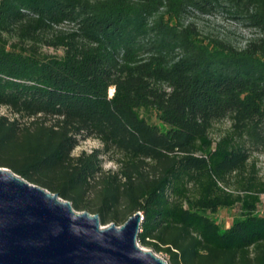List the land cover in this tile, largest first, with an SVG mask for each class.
<instances>
[{
	"label": "trees",
	"instance_id": "16d2710c",
	"mask_svg": "<svg viewBox=\"0 0 264 264\" xmlns=\"http://www.w3.org/2000/svg\"><path fill=\"white\" fill-rule=\"evenodd\" d=\"M192 11L257 36L204 35ZM0 107V165L102 224L141 211L169 264H264V0H0ZM87 138L102 147L75 155Z\"/></svg>",
	"mask_w": 264,
	"mask_h": 264
},
{
	"label": "water",
	"instance_id": "95a60500",
	"mask_svg": "<svg viewBox=\"0 0 264 264\" xmlns=\"http://www.w3.org/2000/svg\"><path fill=\"white\" fill-rule=\"evenodd\" d=\"M143 218L137 211L121 225L102 224L98 213L0 165V264H169L139 246Z\"/></svg>",
	"mask_w": 264,
	"mask_h": 264
},
{
	"label": "rangeland",
	"instance_id": "374dc122",
	"mask_svg": "<svg viewBox=\"0 0 264 264\" xmlns=\"http://www.w3.org/2000/svg\"><path fill=\"white\" fill-rule=\"evenodd\" d=\"M188 21L194 22L198 25L200 30L204 35L208 36H220L227 38L236 46H245L249 40L257 36L255 31L243 24L233 19L226 13L216 12L214 14H202L197 11H192L188 17ZM64 25L63 27H67ZM42 50L48 54H62V49H56L48 45H43ZM112 88H110V94L112 93ZM0 112L2 114L13 116L12 112L6 107H0ZM146 116L151 122L161 124L160 119H158L156 112L152 111L146 113ZM230 125L229 119H223L215 123L212 133L215 136L223 133ZM101 142L96 138H87L81 140L79 145L75 148L74 154L77 155L82 151L91 152L95 148H101ZM252 158H256L257 167L260 170L259 175L264 178V149H252ZM103 167L104 169L115 168L113 162L109 161L106 157H103ZM260 213L264 214V194L262 195V201L259 205ZM239 211L237 208H222L217 213L211 214L222 226L228 227L232 224L233 220L237 217ZM111 223V222H110ZM120 225V224H118ZM138 244L145 250H153L151 247L142 244L138 240ZM154 251V250H153ZM155 252V251H154ZM159 256L165 258L168 261V257L162 252H155Z\"/></svg>",
	"mask_w": 264,
	"mask_h": 264
},
{
	"label": "bare ground",
	"instance_id": "6f19581e",
	"mask_svg": "<svg viewBox=\"0 0 264 264\" xmlns=\"http://www.w3.org/2000/svg\"><path fill=\"white\" fill-rule=\"evenodd\" d=\"M111 91H112V93H113V89H112Z\"/></svg>",
	"mask_w": 264,
	"mask_h": 264
}]
</instances>
